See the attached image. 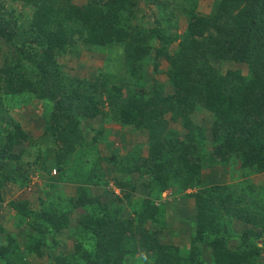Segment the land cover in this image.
<instances>
[{
  "label": "trees",
  "instance_id": "obj_1",
  "mask_svg": "<svg viewBox=\"0 0 264 264\" xmlns=\"http://www.w3.org/2000/svg\"><path fill=\"white\" fill-rule=\"evenodd\" d=\"M198 1L0 0V58L6 48L10 56L0 65V113L36 99L47 140L45 147L32 139L13 116L0 128V166L12 165L7 175L0 173V205L6 201L15 211L13 229L28 226L22 243L20 233L0 224V264H29L44 255L46 264H264V185L251 191L221 180L204 184L202 175L229 161L245 173H264V0H214L208 13L199 11ZM16 2L33 9L26 27L13 10ZM143 3L155 14L143 11ZM179 16L185 20L180 32ZM170 43L176 44L172 51ZM82 51H112L123 73L117 69L91 83L70 77L59 58ZM227 63H244L247 72L221 70ZM162 72L166 79L159 81L154 74ZM201 109L213 115L210 148L206 127L194 117ZM95 119L99 128L87 141L81 122ZM105 123L147 135L145 155L136 145L123 157L105 159L117 166L115 186L128 191L125 197L135 189L132 175L147 189L145 198L130 197L127 215L122 198L109 199L107 181L97 173ZM21 155L33 159L27 162L38 175L51 168L61 174L70 165L83 178L50 180L57 191L40 197L35 209L25 198L6 200L9 182L21 189L29 183ZM171 186L177 193L194 190L184 194L194 201L186 246L172 240L176 226L164 204L155 203ZM235 234L238 242L230 244ZM68 239L71 248L57 250Z\"/></svg>",
  "mask_w": 264,
  "mask_h": 264
},
{
  "label": "rangeland",
  "instance_id": "obj_2",
  "mask_svg": "<svg viewBox=\"0 0 264 264\" xmlns=\"http://www.w3.org/2000/svg\"><path fill=\"white\" fill-rule=\"evenodd\" d=\"M78 4H82L86 2V0H75ZM214 0H199L198 1V8L199 11L208 13L211 5ZM142 5V9L145 12H152L155 14L156 9L153 7V5ZM13 10L21 14L20 20H24L26 16H29L32 13V8L30 5H25L22 2H16L14 5ZM177 13H179L177 11ZM27 19V18H26ZM24 20L25 27L27 24V20ZM179 23H178V32L182 31L185 20L183 17H178ZM151 21V20H149ZM154 45L156 47H163V42L161 40H155ZM175 43H170V45H166L169 50H174ZM8 48H6L1 55L0 58V65L3 63V61L9 59L8 55ZM109 52V51H107ZM112 59V61H111ZM59 61L63 63V70L66 74H68L70 77L77 78L80 81L85 82H93L98 77H101V75L104 74H113L117 72V69L120 70L119 73H123V68L125 66H122V64L119 62L118 59H114V56L112 54V51L109 53H93L88 51H82L80 56L78 58H70L67 57H60ZM121 64V66H120ZM167 67V62L162 59L160 62V68L165 69ZM226 68H239L242 70V72L245 74L247 72V67L244 63L238 64V63H227L224 64V66L221 67V70L225 71ZM148 72H151L152 67L149 66ZM122 70V71H121ZM165 73H155L154 77L159 81H164L166 79ZM4 84V83H3ZM88 85V84H85ZM84 90H87L86 88ZM102 98L104 99V95H102ZM39 106V103L36 99H33L32 101L28 102L27 104H22L20 106H13L14 108L9 107V112H6L5 110L0 113V128H3L8 124L9 117L13 116L16 119H19L25 127H27L30 136L32 139H40V143L43 146H47V140L45 138L46 134H43V129L41 126L44 125V121L41 119L39 121V116L37 115L39 112V109H37ZM5 105H3V108L5 109ZM41 111V110H40ZM12 114V115H11ZM195 121L200 123V126L206 127L205 129V135L207 138V148H210V142H211V134H210V127L212 126L213 121V115L204 110H198L197 114L194 115ZM166 118H169V114L166 115ZM86 122V123H85ZM99 125V120L95 119L94 121L87 122L83 121L81 122L82 130L85 132V136L89 141L96 133ZM171 127L178 128L182 134L186 132V128L181 126L180 123L173 122L170 123ZM92 126V127H91ZM93 128V129H90ZM101 135L105 136V140H99L96 150H97V159L99 162V169H97V173L99 176H103V180L107 181V190L110 192L107 196L109 199L115 198V196L122 198V201L119 202L122 208H123V214L127 215L129 214V210H131V207L128 206V202L131 198H145L147 195V189L145 186L142 185L141 179L138 178L137 175H132V182L135 185V189L132 191V195H129V198L125 197V193H128V191H119V189L115 186L114 178L118 174L117 166H113V164L110 161H105L106 157L109 158L111 155H115L118 158L123 157L124 155H127L131 151H133V148L136 145H140V152L141 154L145 155L147 153V135L143 131H135L132 128L129 127H122L119 124L116 123H105L103 125V131ZM50 143V140H49ZM23 146L25 144H22ZM52 146V144L50 143ZM19 148L21 146H17L14 148V152H19ZM95 155V154H94ZM101 157V159L99 158ZM21 158L23 159V167H22V173L27 174L29 176V183L28 185L21 189L19 188V185L14 184L13 182H9L7 185V188L5 190V199L9 200L11 197L13 198H25L29 200L32 204V208L38 204V199L42 196H44L45 193L47 194H55L56 188H51L48 184H50V180H54L57 184H61V182H66V179L71 177L74 179H80L83 178L82 171L77 170L74 171L73 167L70 170V165H65V168L62 169L61 174H59V170L56 168H51L53 166H50L51 171L46 173H41L42 175H38V171H36V166L31 165L27 162L28 159H31L30 157H25V155H21ZM33 160V159H31ZM91 161V159H90ZM13 162H16L13 160ZM48 164V162H47ZM239 163H233L232 161L227 162L226 165H220L215 167H208L202 170V175L204 178V184H212L215 182V180H221L222 182H228V184H232L234 187L241 188V185H245L247 187H251V191H257V189L261 190L264 185V173H254V172H243L240 167ZM12 169V165L6 164L3 166H0V173H3V175H7L9 171ZM56 169V170H54ZM95 170V169H94ZM37 172V173H36ZM12 174V173H10ZM121 178H124L123 175H121ZM10 177V176H9ZM247 181V182H245ZM2 182V178L0 177V183ZM70 187V186H66ZM72 188V187H70ZM68 189V188H67ZM73 189V188H72ZM193 189H187L183 191L182 193L176 192V187L171 186L166 191H164L161 194V197L155 201L156 204L163 203L164 208L167 215V221L171 222V226H176L177 233L174 234L172 228L167 230L168 232H172L174 235L171 234L172 240L176 244L185 245L190 240V230L187 227V224H191V215H193L194 210V201L193 198H187L184 197V194L188 192H193ZM43 198V197H42ZM118 203V204H119ZM188 209V211H187ZM15 211L11 209L9 204L5 201L0 205V224L5 227L7 231L20 233V241L23 243L24 236H21V233L23 232V228H27V225H23L21 227H16L13 229V224L15 222ZM181 217H186L185 220H181ZM191 221V223H190ZM240 224V223H237ZM236 223L234 224V231L237 234L239 225ZM193 229V228H192ZM191 229V231H192ZM236 234L234 235V239H230V244H237L236 241ZM176 235V236H175ZM179 236V237H178ZM238 242V241H237ZM262 239L257 240V244H261ZM72 242L71 239H68L64 245H60L57 250L59 251H66L69 248H71ZM262 260L264 262V256H262ZM29 264H46L47 260L45 258H38L36 256H32L29 258ZM126 264H131L130 262H127Z\"/></svg>",
  "mask_w": 264,
  "mask_h": 264
},
{
  "label": "crops",
  "instance_id": "obj_3",
  "mask_svg": "<svg viewBox=\"0 0 264 264\" xmlns=\"http://www.w3.org/2000/svg\"><path fill=\"white\" fill-rule=\"evenodd\" d=\"M187 227H188L189 230H190V237H191V229H192V228H191V225L189 224V226H187ZM175 236H176V235H175ZM178 237H179V236H178ZM187 244H188V243H187ZM187 244H185V246H186ZM44 257H46V255H44ZM44 257H43V258H44ZM45 259H46V258H45Z\"/></svg>",
  "mask_w": 264,
  "mask_h": 264
}]
</instances>
